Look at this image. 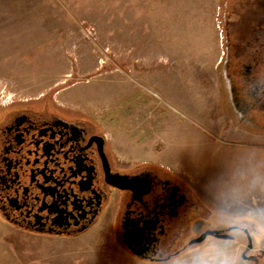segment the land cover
<instances>
[{"label":"rangeland","instance_id":"374dc122","mask_svg":"<svg viewBox=\"0 0 264 264\" xmlns=\"http://www.w3.org/2000/svg\"><path fill=\"white\" fill-rule=\"evenodd\" d=\"M253 31L264 0H0V111L96 123L119 166L160 165L207 225L252 228L251 250L233 231L160 264H264V134L229 121L222 78ZM108 214L66 238L0 221V264H143L114 243Z\"/></svg>","mask_w":264,"mask_h":264},{"label":"flooded vegetation","instance_id":"af4514ba","mask_svg":"<svg viewBox=\"0 0 264 264\" xmlns=\"http://www.w3.org/2000/svg\"><path fill=\"white\" fill-rule=\"evenodd\" d=\"M253 32L247 51L227 61L224 111L234 125L260 135L264 31ZM106 210L114 243L143 264L169 262L217 235L233 239V231L246 241L243 249L253 247L247 225H207L209 210L169 170L148 163L119 166L96 123L34 110L30 103L0 111L3 224L35 236L74 237ZM202 234L204 240L192 243Z\"/></svg>","mask_w":264,"mask_h":264},{"label":"water","instance_id":"95a60500","mask_svg":"<svg viewBox=\"0 0 264 264\" xmlns=\"http://www.w3.org/2000/svg\"><path fill=\"white\" fill-rule=\"evenodd\" d=\"M222 76H223V81L225 82L226 78H227V61L226 60L223 62V65H222ZM225 84H226V82H225ZM111 184L115 187L123 188L122 186H120L117 183H111ZM204 238H205V234H202L198 238L193 240L192 243H199L202 240H204ZM217 238L223 239V238H227V236L226 235H217Z\"/></svg>","mask_w":264,"mask_h":264}]
</instances>
